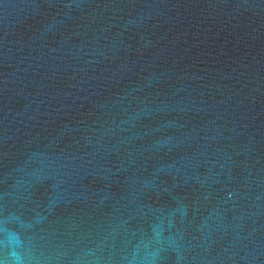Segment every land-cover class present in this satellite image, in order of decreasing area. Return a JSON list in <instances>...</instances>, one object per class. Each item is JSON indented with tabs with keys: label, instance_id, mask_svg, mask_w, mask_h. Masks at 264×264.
Listing matches in <instances>:
<instances>
[{
	"label": "water",
	"instance_id": "water-1",
	"mask_svg": "<svg viewBox=\"0 0 264 264\" xmlns=\"http://www.w3.org/2000/svg\"><path fill=\"white\" fill-rule=\"evenodd\" d=\"M0 264H264V0H0Z\"/></svg>",
	"mask_w": 264,
	"mask_h": 264
}]
</instances>
